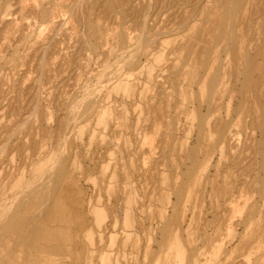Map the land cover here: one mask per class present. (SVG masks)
I'll use <instances>...</instances> for the list:
<instances>
[{"label":"rangeland","instance_id":"rangeland-1","mask_svg":"<svg viewBox=\"0 0 264 264\" xmlns=\"http://www.w3.org/2000/svg\"><path fill=\"white\" fill-rule=\"evenodd\" d=\"M14 211L0 264H264V0H0Z\"/></svg>","mask_w":264,"mask_h":264},{"label":"bare ground","instance_id":"bare-ground-1","mask_svg":"<svg viewBox=\"0 0 264 264\" xmlns=\"http://www.w3.org/2000/svg\"><path fill=\"white\" fill-rule=\"evenodd\" d=\"M131 46H133V45H131ZM132 51H133V50H132ZM130 53H131V52H130ZM126 66H127V64H126ZM115 77H116V76H115ZM108 79H109V78H108ZM108 79H107V80H108ZM102 83H103V82H102ZM105 83H106V82H105ZM105 83H104V84H105ZM108 83H109V82H108ZM108 83H107V85H108ZM105 85H106V84H105ZM86 91H87V90H86ZM74 113H75V112H74ZM60 169H61V168H59V172H60ZM49 170H50V169H49ZM53 170H54V169H52V172H53ZM52 172H50V173H52ZM51 175H52V174H51ZM51 175H50V176H51ZM52 179H54V178H52ZM52 184H53V183H52ZM57 184H58V183H57ZM40 186H41V185H40ZM38 189H39V188H38ZM53 192H54V191H53ZM56 193H57V191H56ZM55 195H56V194H55ZM38 196H39V195H38ZM42 197H44V196L42 195ZM45 198H46V197H45ZM50 198H51V197H50ZM38 199H39V198H38ZM43 199H44V198H43ZM40 200H41V199H40ZM51 203H52V202H51ZM45 204H46V202H45ZM57 204H58V202H57ZM36 205H37V204H36ZM18 206H19V205H18ZM37 206H38V205H37ZM40 207H41V205H40ZM18 208H19V207H18ZM20 208H21V207H20ZM20 208H19V209H20ZM51 208H52V207H51ZM51 208H50V209H51ZM16 209H17V208H15V210H16ZM35 209H36V208H35ZM28 210H30V211L32 210L33 213L35 212L33 209H28ZM19 211H20V210H19ZM16 212H17V210H16ZM16 212L14 211L15 214H13V212H12V214H11V213H10V214H2V216H0V217H1L0 219H2V222H4V223H6V224L9 225V224L13 223L12 220H15V218H16V219L19 218L18 215L20 216L21 213H20V214H16ZM30 213H31V212H30ZM31 214H32V213H31ZM31 214L28 215L29 218L26 217V215H24V214L22 215V214H21V215L23 216V220H24L25 224L22 223L23 220H21L22 222H20V223L18 222V224H20V226H22L21 223H22L23 225H25V227L23 226L24 228L21 227V229H22V228L25 229V233L27 234V237H28V239H27L28 241H27V242H29V243L33 240L32 238H34L35 234H37V231H36V229L34 228V227H36V225L32 226L31 228L28 226V224H29L28 222L31 221V220H30V219H31V218H30V217H31ZM34 214H35V213H34ZM36 214H37V213H36ZM36 214H35V215H36ZM47 214H48V213H47ZM32 215H33V214H32ZM46 216H47V215H46ZM35 217H36V216H35ZM35 217H34V218H35ZM20 218H21V217H20ZM20 218H19V219H20ZM27 218H28L29 220H28ZM34 218H32V219H34ZM35 219H36V218H35ZM37 219H38V218H37ZM17 221H18V220H17ZM19 221H20V220H19ZM36 221H37V220H36ZM32 222H33V220H32ZM15 223H16V222H15ZM26 223H28V224L26 225ZM30 223H31V222H30ZM33 223H34V222H33ZM37 223H38V222H37ZM18 224L16 225V226H17L16 228H19L18 231H19V233H20L21 229H20V226H19ZM39 224H40V223H39ZM29 225H30V224H29ZM26 226H28L29 228L26 227ZM38 226H39V225H38ZM39 228H40V226H39ZM39 228H38V229H39ZM18 231H16V234H18ZM22 232H23V231H22ZM23 233H24V232H23ZM21 235H22V233H21ZM21 235H20V236H21ZM24 235H25V234H24ZM24 237H26V236H24ZM55 238H56V237H55ZM61 238H63V237H61ZM22 239H23V236H22ZM37 239H38V238H37ZM57 239H58V237H57ZM58 240H59V239H58ZM59 242H60V241H59ZM22 243H23V242H22ZM25 244H26V242H25ZM31 244H32V243H31ZM30 246H32V245H30ZM59 247H60V246H59ZM30 248H31V247H30ZM57 252H58V251H57ZM182 261H183V260H182Z\"/></svg>","mask_w":264,"mask_h":264}]
</instances>
